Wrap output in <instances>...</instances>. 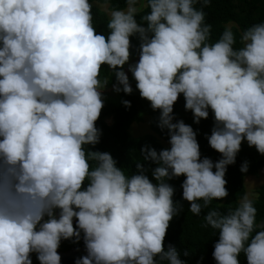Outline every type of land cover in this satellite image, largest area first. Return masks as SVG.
Segmentation results:
<instances>
[{"label": "clouds", "instance_id": "1", "mask_svg": "<svg viewBox=\"0 0 264 264\" xmlns=\"http://www.w3.org/2000/svg\"><path fill=\"white\" fill-rule=\"evenodd\" d=\"M209 4L105 3L101 33L91 0H0V264H33L32 253L40 264H61L58 248L69 238H82L86 249L75 264H186L174 246L164 247L181 210L169 181L185 176L182 197L199 216L228 196L227 166L242 141L264 154V22L243 29L238 48L231 25L212 41ZM132 36L139 59L128 70L140 96L159 110L170 147L145 145L143 161L156 167L137 161L127 175L110 152L85 146L102 135L96 121L112 81L101 79L103 66L115 76V92H133L124 70ZM181 94L195 123L214 113L206 135L220 159L201 158L197 132L183 119L174 122ZM203 227L219 230L216 264H241V253L247 264H264V221L257 223L252 193L227 213L207 211Z\"/></svg>", "mask_w": 264, "mask_h": 264}, {"label": "trees", "instance_id": "2", "mask_svg": "<svg viewBox=\"0 0 264 264\" xmlns=\"http://www.w3.org/2000/svg\"><path fill=\"white\" fill-rule=\"evenodd\" d=\"M93 3V22L98 32L106 33L108 14L99 4L107 3L109 8H125L126 0H91ZM200 7L198 2L195 5ZM149 11L144 9L138 13L136 19L140 23V17ZM206 13L205 22L212 25L210 39L215 41L219 38L225 29V26L231 25L233 32L237 37L235 47H240L239 35L240 32L248 26L264 22V0H210V4L204 9ZM131 49L132 55L130 60L136 62L139 59L137 48L139 39L137 36H132ZM124 70L128 71V62L124 65ZM112 70L104 65L101 69V79L105 76H112V81L115 83V76L112 75ZM130 83L133 87L131 94L123 91L116 93L120 96L117 101L116 95L106 98L104 95V107L101 110L100 117L96 121L98 128L102 130L100 142L96 145H86V150L107 151L117 160V165L122 166L127 175H131L136 170V162L142 161L146 167L151 165V168L156 167L151 161H143L141 149L148 145L154 147L157 151L166 148L161 138L169 140L167 129H161L158 124L159 110H153L150 106V101L142 98L139 90L136 88V81L129 74ZM122 100L131 101V107H127L122 103ZM185 99L183 94L178 97L174 104V122L183 119L185 123L190 124L197 132V140L200 145L201 158L207 156L213 161L221 158V154L213 149L208 142L207 135L211 134V129L214 124V113L209 110L208 118H202L199 123H195L191 110H186ZM145 115L152 116L151 128L152 132L142 136H136L131 132V126L135 122L144 121ZM112 118V122H109ZM207 134V135H206ZM247 162V172L241 171V166ZM94 166V162H93ZM264 167V154H260L255 146H249L247 140L242 141L241 149L237 154L236 161L227 166L225 179L227 180L226 188L228 196L217 198L211 201L207 208L202 209L201 215L197 216L189 211L190 202L182 197V181L185 176L181 175L169 181L174 188V201L178 202L180 211L169 223V227L164 239V247L168 245L174 246L186 264H216L212 255L215 242L219 239V230H214L211 227H203L204 215L207 211L216 208L221 212L227 213L229 209H234L238 206L240 198L247 192L246 177L248 175H258ZM151 168L147 174L151 179ZM215 170V169H213ZM258 197V198H257ZM201 203H203L201 201ZM254 204L257 208V223L264 221V183L257 188V195L254 198ZM85 246L83 239L76 241L75 238L62 239L58 252L67 251L72 247ZM33 264H40L36 253L31 254ZM159 259V257H157ZM241 264H247V259L243 253L239 256ZM166 264V262H165Z\"/></svg>", "mask_w": 264, "mask_h": 264}, {"label": "rangeland", "instance_id": "3", "mask_svg": "<svg viewBox=\"0 0 264 264\" xmlns=\"http://www.w3.org/2000/svg\"><path fill=\"white\" fill-rule=\"evenodd\" d=\"M99 5H103V4H99ZM129 63H134V60L132 59L129 60L128 64ZM127 73L129 75L130 71L128 70ZM104 95H106V98H108L109 100V98L112 95L114 97L116 93L113 90L112 86L108 85V87L104 90ZM113 99L118 101L120 99V96L116 95V98H113ZM108 120L109 122H112V118H109ZM151 123H152V116L145 115L144 121L140 123L139 122L133 123L130 130L132 134L136 136H142V135L152 132ZM161 140L164 143V145H166L167 147H170L167 140H165L164 138H161ZM262 183H264V167L258 175H248L246 177L247 192L252 193L253 197L255 198L257 195V188Z\"/></svg>", "mask_w": 264, "mask_h": 264}, {"label": "water", "instance_id": "4", "mask_svg": "<svg viewBox=\"0 0 264 264\" xmlns=\"http://www.w3.org/2000/svg\"><path fill=\"white\" fill-rule=\"evenodd\" d=\"M61 255V264H75V261L78 257L86 255L85 246L72 247L67 251H60Z\"/></svg>", "mask_w": 264, "mask_h": 264}]
</instances>
